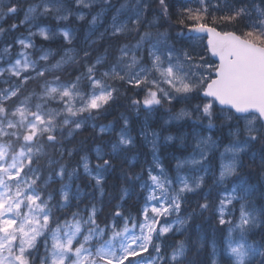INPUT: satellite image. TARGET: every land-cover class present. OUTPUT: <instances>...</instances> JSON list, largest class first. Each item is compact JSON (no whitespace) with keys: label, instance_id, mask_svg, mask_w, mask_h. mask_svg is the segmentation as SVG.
<instances>
[{"label":"snow or ice","instance_id":"obj_1","mask_svg":"<svg viewBox=\"0 0 264 264\" xmlns=\"http://www.w3.org/2000/svg\"><path fill=\"white\" fill-rule=\"evenodd\" d=\"M0 264H264V0H0Z\"/></svg>","mask_w":264,"mask_h":264},{"label":"trees","instance_id":"obj_2","mask_svg":"<svg viewBox=\"0 0 264 264\" xmlns=\"http://www.w3.org/2000/svg\"><path fill=\"white\" fill-rule=\"evenodd\" d=\"M183 2L184 0H169V3H170V12H175L177 10H179L180 7H182L183 5ZM175 6V7H172V6ZM217 15H219V13H217ZM21 17L17 16V17H9L6 21H4L5 23V26H7L8 24H11V23H19V19ZM176 21V18L175 16H172L171 20L169 21V23L173 24L174 27L172 29H170L172 32H175L176 30L179 29L180 26L176 25L175 23ZM168 24L166 23L165 24V27H167ZM221 27H224L223 25ZM228 27V30H231V26H227ZM219 29V28H218ZM21 32H23V28L19 29L16 33H12V34H9V39H11L13 36L15 35H19ZM57 45L59 43H56ZM79 47H81V44L78 43L77 44ZM126 104V101H120V103L116 106H114L111 110H110V114H108V117H106L107 120H113V121H119L120 119V115L122 113L124 114H127V110L125 107H123L122 105ZM180 107H185L184 104H174V107H173V111H176L178 110ZM166 111L162 112L163 114L165 113ZM135 119V118H134ZM191 123V122H189ZM217 125H218V128L217 129H213L211 130L210 132H212L213 134L216 135V137H218L220 139V143L221 145H225L228 143L229 141V136H228V127L227 126H224V127H219L220 125V122L219 121H216ZM180 126H177L174 128V130L176 131L177 133V129L179 128ZM182 132H189L191 131L190 128L188 127H185L183 129H181ZM209 131H204L202 134H205ZM92 135V132H91V129H89L88 131H86L84 133V136L85 137H90ZM97 143H99V141H97ZM138 149L144 159L145 155L147 153H145L144 151H146V147L143 145V144H139L138 145ZM176 154L178 155L179 153H175L173 150H169L168 151V154H167V160H173L172 159V156ZM141 155L139 157H141ZM218 155V154H217ZM245 161L247 163H251L247 157H245ZM256 171V168L255 166L253 165L251 167V169H245V171ZM111 183H115V181H111ZM209 183H211V181H209ZM193 199H197V197H193ZM140 204L141 202L138 201L137 199H132L130 201H128V211L132 212L133 214L136 213V210L140 207ZM197 226H199V228H197ZM197 230H200L201 231V234L202 235H205L209 240L212 238V233H211V229L208 227V223L207 221L203 220V219H197L193 222L192 225L189 226V236H191L195 231ZM174 240H181V239H185V236H176L173 238ZM173 241L172 240H169L168 243L171 244Z\"/></svg>","mask_w":264,"mask_h":264},{"label":"rangeland","instance_id":"obj_3","mask_svg":"<svg viewBox=\"0 0 264 264\" xmlns=\"http://www.w3.org/2000/svg\"><path fill=\"white\" fill-rule=\"evenodd\" d=\"M78 24H83V22H78ZM81 29V33H83V31L85 30L83 27H80ZM85 34H86V32H85ZM57 42H59V41H57ZM83 43V42H82ZM162 115V114H161ZM165 119H167V113L165 112L164 113V115H162L161 116V118L159 117V112L158 113H152L149 117H148V124H149V126L151 127V128H154V129H156L157 131H160L161 130V128L163 127L164 129H170L171 130V134H173V135H176L175 134V132H174V129L171 127V126H173V125H175V124H172V125H164V120ZM144 120H145V117H144V115L142 114L140 117H138V121H139V123H137V125H136V128L138 129L139 128V126H140V123H143L144 122ZM99 123H101V122H99ZM182 123V122H181ZM136 134V132H135V130L133 131V135H135ZM163 134H168V132H164ZM205 135H212V137H213V139H216L219 143H220V139L219 138H217L216 137V135L215 134H213V133H210V132H208V133H205ZM140 144H143V142H141ZM147 148V147H146ZM223 149H222V147L220 148V151H222ZM145 153H148V148L146 149V151H144ZM165 154H168V152H166ZM218 154V153H217ZM141 158H143L142 157V155H141ZM145 158V157H144ZM139 159H140V157H139ZM165 159H166V157H165ZM141 160H143V159H141ZM166 163L167 164H169V165H171V164H174V160L172 161V160H169V161H167L166 160Z\"/></svg>","mask_w":264,"mask_h":264},{"label":"bare ground","instance_id":"obj_4","mask_svg":"<svg viewBox=\"0 0 264 264\" xmlns=\"http://www.w3.org/2000/svg\"><path fill=\"white\" fill-rule=\"evenodd\" d=\"M85 32H86V31L84 30L83 33H82V35H84ZM58 46H59V45H57L56 43L51 44V47L54 48V49L57 48ZM77 49H79V48H77Z\"/></svg>","mask_w":264,"mask_h":264}]
</instances>
